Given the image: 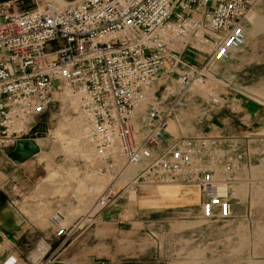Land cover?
<instances>
[{
  "label": "built area",
  "instance_id": "2783aa9c",
  "mask_svg": "<svg viewBox=\"0 0 264 264\" xmlns=\"http://www.w3.org/2000/svg\"><path fill=\"white\" fill-rule=\"evenodd\" d=\"M262 1L82 0L58 7L54 0H17L0 6V153H11L19 141L35 143L37 119L54 95L66 94L76 98L85 122L82 140L93 150L95 174L111 179L90 211L68 227L60 200L55 203L49 221L57 238L91 226L126 192L165 185L194 187L200 220L233 218L240 140L183 137L178 128L190 115L200 124L220 107L216 91L201 97L194 86L204 87L212 58L244 48V19ZM187 49L211 58L200 66L185 63ZM137 164L142 168L124 180V170ZM60 247L36 250L28 261L63 264ZM0 264H18L13 256L2 258L1 245Z\"/></svg>",
  "mask_w": 264,
  "mask_h": 264
},
{
  "label": "rangeland",
  "instance_id": "374dc122",
  "mask_svg": "<svg viewBox=\"0 0 264 264\" xmlns=\"http://www.w3.org/2000/svg\"><path fill=\"white\" fill-rule=\"evenodd\" d=\"M243 26L244 48L227 57L212 58L211 73L199 90L201 97L203 92L216 91L220 107L212 110L202 123L198 124L190 115L178 128L183 137L201 134L209 138L235 136L240 140L243 162L231 189L233 218L203 221L195 216L198 207L190 208L184 219L167 218L172 233L184 232V241L159 238L161 252L157 258L161 264L162 259L175 261L174 264H264V0L249 13ZM182 57L185 63L198 66L211 58L207 53L189 49ZM227 104L232 105V111L226 108ZM77 119L81 121V116L65 94L54 95L53 103L36 122L39 135L34 144L38 152L29 158H36L35 167L29 171L22 169L19 165L26 160L15 164L12 152L0 153L6 174L11 171L10 165L13 169L20 167L11 178L7 177L4 186L0 185V203L5 200L26 216L30 214L28 204L34 205L31 210L38 208L39 213H44L49 226L58 200L59 210L66 217L64 227L90 211L111 179L95 174L97 163L92 148L82 143V132L70 130ZM136 166L133 172L128 170L127 178L142 165ZM123 184L121 181L115 191Z\"/></svg>",
  "mask_w": 264,
  "mask_h": 264
},
{
  "label": "crops",
  "instance_id": "0c3cea01",
  "mask_svg": "<svg viewBox=\"0 0 264 264\" xmlns=\"http://www.w3.org/2000/svg\"><path fill=\"white\" fill-rule=\"evenodd\" d=\"M1 158L3 156L0 155ZM2 165L3 162L0 163L1 187L19 166L28 171L33 169L36 158L26 160L18 168L13 169L10 165L11 171L7 174ZM198 205L199 194L189 185L141 188L137 190L134 201L130 202L122 194L112 206L94 217L91 226L72 236L57 238L55 230L45 222L44 213L40 214L38 208L31 210L34 205L28 204L30 214L26 216L18 207L4 200L0 203L2 258L13 256L18 264H30L28 257L36 250L59 248L63 244L59 251V261L63 264H159L157 254L161 252L162 241L159 238L163 236L164 241L171 242L174 239L184 241V232L172 233L167 218L171 221L174 217L184 219L189 216V209ZM176 254L182 259L180 254ZM161 261L162 264L175 263Z\"/></svg>",
  "mask_w": 264,
  "mask_h": 264
},
{
  "label": "bare ground",
  "instance_id": "6f19581e",
  "mask_svg": "<svg viewBox=\"0 0 264 264\" xmlns=\"http://www.w3.org/2000/svg\"><path fill=\"white\" fill-rule=\"evenodd\" d=\"M55 2H56V4H57V6L58 7H65L66 5H68V4H75V3H77V2H80V1H82V0H73V1H66V0H54ZM249 15V14H248ZM247 15V16H248ZM245 20V19H244ZM255 34V33H254ZM253 34V35H254ZM203 86H194V90L195 91H198L199 92V90H200V88H202ZM65 98H67V100L69 101V103H71V104H73V106H75V108H77V100H76V98H74V97H71L70 95H66L65 94ZM75 123L74 124H72L71 126H70V130H72V131H74V132H82V137H81V139H83L84 138V135H85V133H86V125H85V122L82 120V118H81V121H79L78 119L77 120H75L74 121ZM73 123V122H72ZM82 141V140H81ZM83 144H85V145H87L85 142H82ZM84 146V145H83ZM137 168V166L136 165H133V166H129V167H127L125 170H124V172H123V175H122V178L124 179V180H127L128 178L126 177V173L128 172V170L129 171H132L133 172V170H135ZM141 168H142V166H141ZM140 168V169H141ZM139 169V170H140ZM138 170V171H139ZM129 174V173H128ZM165 186H175V185H165ZM127 199L129 200V201H134L135 200V194L134 193H132V192H129L128 193V195H127Z\"/></svg>",
  "mask_w": 264,
  "mask_h": 264
},
{
  "label": "water",
  "instance_id": "95a60500",
  "mask_svg": "<svg viewBox=\"0 0 264 264\" xmlns=\"http://www.w3.org/2000/svg\"><path fill=\"white\" fill-rule=\"evenodd\" d=\"M15 1L17 0H0V6L15 2ZM66 1H73V0H66ZM37 152H38V149L36 145L34 144V142H32L31 140L19 141L12 151V155H13L12 161L15 164L21 163L29 159L30 157L34 156L35 154H37Z\"/></svg>",
  "mask_w": 264,
  "mask_h": 264
}]
</instances>
